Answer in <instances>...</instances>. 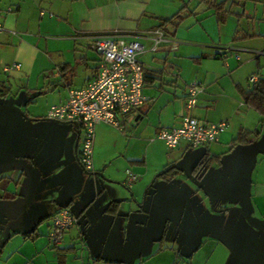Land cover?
<instances>
[{
  "label": "crops",
  "instance_id": "obj_1",
  "mask_svg": "<svg viewBox=\"0 0 264 264\" xmlns=\"http://www.w3.org/2000/svg\"><path fill=\"white\" fill-rule=\"evenodd\" d=\"M218 1L0 0V94L13 87L24 91L11 103L29 118L14 110L0 115V183L14 182L26 193L19 209L13 205L2 213L12 218L25 209L33 213L21 221L30 220L21 230L4 232L0 264H264V229L227 209L239 207L264 226V120L243 99L250 77L264 78V54L253 53L264 50V9L246 14L228 4L229 12L219 18L212 6ZM183 6L188 17L152 49L159 19ZM112 32L129 34L142 45L137 57L150 100L120 118L122 129L136 141L133 154L125 157L133 163L115 170L106 166L110 156L100 158L94 148L90 173L102 172L112 181L95 177L83 184L82 179L55 177L64 169V149H74L77 156L79 129L45 120L47 110L63 102L69 89L84 87L97 75L101 55L94 38ZM13 63L20 65L10 68ZM191 83L200 90L195 106L186 111ZM24 101H29L25 107ZM187 113L229 124L217 141L195 152L187 151L185 142L168 148L157 138L159 129L178 126ZM203 155L213 161L197 178L223 211L210 209L206 193L174 167L192 170ZM168 166L176 171L173 179L182 176L191 188V201L186 193L166 192L169 179L159 192H150ZM127 170L135 181L129 183ZM121 181L131 187L133 199L123 193ZM144 189L148 211L138 204ZM62 207L77 222L56 246L48 239L49 225Z\"/></svg>",
  "mask_w": 264,
  "mask_h": 264
},
{
  "label": "built area",
  "instance_id": "obj_2",
  "mask_svg": "<svg viewBox=\"0 0 264 264\" xmlns=\"http://www.w3.org/2000/svg\"><path fill=\"white\" fill-rule=\"evenodd\" d=\"M152 41V49H155L166 41V37L160 29H154ZM93 47L101 55L97 75L84 87L69 89L67 98L61 103L51 105L46 113V118L72 123L78 127L77 156L86 171H92L94 167L93 150L97 125L103 122L122 127L120 118L134 113L138 107L150 100L143 91L144 70L137 57L142 51V45L138 40L129 34L118 32L99 34L94 38ZM220 52L225 55L224 49ZM253 53L264 54V50H254ZM19 65L13 63L10 68ZM8 69L9 67H5V70ZM255 79L252 76L249 81L254 82ZM199 90L196 83L188 86L184 100L186 111L195 106ZM228 124V120L201 121L187 113L178 126L159 129L157 138L163 140L170 149L176 148L182 142L189 147L205 146L217 141ZM127 175L129 183L137 179L131 172H127ZM76 222L77 217L69 209L60 208L51 217L49 241L53 245H60L63 233Z\"/></svg>",
  "mask_w": 264,
  "mask_h": 264
},
{
  "label": "rangeland",
  "instance_id": "obj_3",
  "mask_svg": "<svg viewBox=\"0 0 264 264\" xmlns=\"http://www.w3.org/2000/svg\"><path fill=\"white\" fill-rule=\"evenodd\" d=\"M231 8L234 10H239L240 12H242V10H243V11H245L246 14H250V13L254 14L256 12H260L261 9H264V5H262L261 3H255L252 1H247L243 7H240V6L236 7L235 5H233ZM23 93H24V91H21L20 88L13 87L10 92L5 93L4 95L0 94V102H1L0 105H2V104L13 105L11 103L12 99L16 96H20V95L23 96ZM27 103L29 104V101H24V107ZM8 111L12 112L13 109L5 107L1 110L0 115L3 112H8ZM53 122L59 128L72 126L71 123H62V122H58V121H53ZM134 144H136V141L134 140V136L133 135L131 136V134L129 132H127V129H125V128L122 129V127H114L113 125L103 123V122L96 127L94 148H97V154L100 158L102 156H107V157L110 156V160L106 164V166H109L110 168L112 167L115 170L123 171V170H125L124 169L125 167H122V164L126 163V165L129 166L131 163H133V162L129 163V161H127V159L125 157H126V154H133V150H135ZM198 147H202V146H198ZM197 149H198L197 147H189L187 149V151L195 152V151H197ZM116 150H118L117 154H115V152H117ZM60 151L62 152L63 150L60 149ZM64 152H65V154H64L65 160L63 161V165H64L63 168L64 169H62V171H60V173L58 172L55 175V177L63 178L61 176H64V178L65 177L70 178V180H73L75 182L82 179L83 184L87 183V182L92 183L93 181H95V177L93 175H88L86 173L85 169L79 163V161H77V159L75 157L74 149H70L68 152H66V150L64 149ZM127 172H129V171L127 170ZM177 174L179 176L181 175L179 173H177ZM174 175H172V177L167 181V182H169V188H167V187L165 188L166 192L170 193V195H172V196H177L178 194H182V193L185 194L186 193L187 199H189L191 201L193 199L189 193V191H190L189 189H191V188H186V186L181 182L182 176H180V178L178 177L176 179H173ZM121 180L124 181L125 177L123 176ZM122 181L120 182V184H122L124 186L123 193H126V195L128 194V197L133 199V197L131 196V193H130L131 187L126 185V183H124ZM162 183H164V179L163 180L157 179L155 181L153 187L151 188L150 192L151 193H153L154 191L159 192L160 184H162ZM16 185L17 184L13 182L11 185L6 187L7 185L0 183V218L3 219V222L0 223V242H1L0 247L5 243V240L2 241V237H3L4 232L8 228L9 229L11 228V230L20 229L21 226H23L22 223H24V224L30 223L29 219H27V221H25V222H21V221L26 220L24 218H26L29 215V213L33 214L32 212H29L31 209H28V210L25 209V211L23 212L22 215L20 214L19 216H16L13 218L8 217L7 216L8 213L7 214L2 213L6 210L10 211L11 206H13V205H16L17 206L16 208L19 209L20 204L23 203V200H24L23 198L26 197V193L24 191H21L19 187L16 188L17 187ZM189 185H191V184H189ZM87 187H89V186H87ZM144 191H145V189L143 190V193L140 197V202L138 204L141 206V208H144V211H148L149 199H147V200L145 199V204L147 202L146 207L143 205ZM180 192H182V193H180ZM200 192L203 193L202 191H200ZM210 193H211V191H210ZM31 195H32V193H31ZM212 199H213V197H212ZM213 205L215 207L214 201H213ZM209 208L212 209L211 206H209ZM23 210H24V208L22 209V211ZM194 210L196 212H198V209H194ZM222 213L223 212H220L218 214H222ZM214 214L217 215L216 213H214ZM10 218H12V220Z\"/></svg>",
  "mask_w": 264,
  "mask_h": 264
},
{
  "label": "trees",
  "instance_id": "obj_4",
  "mask_svg": "<svg viewBox=\"0 0 264 264\" xmlns=\"http://www.w3.org/2000/svg\"><path fill=\"white\" fill-rule=\"evenodd\" d=\"M247 1L264 3V0H219L218 2H214L212 6H214V10L217 17L221 18V16L229 12V9L227 7L228 4L230 6L239 5V4L243 5ZM186 9L187 7L183 6L172 16L160 18L159 19L160 22L157 25V29H160L165 36H167L168 34L173 35L176 29L178 28V26L181 24V22L188 17V14H186L185 12ZM188 11L191 12V10ZM146 80L147 77L144 72V84ZM250 83L251 85L248 88V90H246L243 93L244 103L250 106L251 108L255 109L262 117V120H264V78H258L254 82H250ZM1 92L3 93V95L5 94L3 90ZM212 161H213L212 158L208 157L207 155H203L191 170L192 173L196 177H200V175L205 170H207L208 167L212 164ZM135 162H142V161L139 160ZM175 173H176L175 169L172 166H168L165 167L158 174V177L168 180Z\"/></svg>",
  "mask_w": 264,
  "mask_h": 264
},
{
  "label": "water",
  "instance_id": "obj_5",
  "mask_svg": "<svg viewBox=\"0 0 264 264\" xmlns=\"http://www.w3.org/2000/svg\"><path fill=\"white\" fill-rule=\"evenodd\" d=\"M5 107H8V108H10V109H13L14 111H16V112H18L19 114H21L23 117H25V118H27V119H29L28 117H26V115L24 114V112H23V110L22 109H20L19 107H17V106H14V105H11V104H2V105H0V112H1V110L3 109V108H5ZM45 120H51V121H56V120H53V119H49V118H45ZM58 122H61V121H58ZM62 123H68V122H62ZM78 133V135H79V131L77 132ZM77 144H78V138L76 139V141H75V145H74V147H75V150H76V148H77ZM77 157V156H76ZM174 167L175 168H177V169H179V170H182L187 176H189L205 193H206V195H207V198H208V200H209V203H210V205H211V208L213 209V210H215V211H223V210H225V209H216V208H214V206H213V200H212V195H211V193H210V191L208 190V188L192 173V171L190 170V169H187V168H185V167H183V166H181V165H174ZM86 171V170H85ZM86 173L88 174V175H93L94 177H96V178H99L100 180H104V181H112L110 178H108V177H106L105 175H104V173H102V172H91L90 173V171H86ZM154 180V179H153ZM146 192H147V189H145V191H144V195H143V205H144V203H145V196H146ZM227 209H233V210H236V211H238L239 213H241L242 214V216L246 219V221L250 224V225H252V226H254V227H256V228H258V229H264V226H260V225H256L255 223H253L252 222V220L250 219V217L247 215V213L243 210V209H241V208H239V207H236V206H232V207H229V208H227Z\"/></svg>",
  "mask_w": 264,
  "mask_h": 264
}]
</instances>
